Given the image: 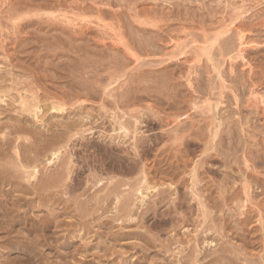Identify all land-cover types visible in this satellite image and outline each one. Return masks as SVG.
Segmentation results:
<instances>
[{
	"label": "rangeland",
	"instance_id": "obj_1",
	"mask_svg": "<svg viewBox=\"0 0 264 264\" xmlns=\"http://www.w3.org/2000/svg\"><path fill=\"white\" fill-rule=\"evenodd\" d=\"M61 2L64 4L61 5ZM30 4H36L37 10L39 9L38 17L35 16L37 18L32 17L34 13L30 15L31 13L27 12L28 18L26 8L31 7ZM58 9L61 12L64 10L65 13H61ZM18 10L19 13L22 11L26 13V15L20 14L24 15V18L17 15ZM40 10H44L45 14L49 12L48 10H52L62 17L67 16L66 19L69 18L70 22L74 19L76 26L73 23L70 24L74 27L68 25L69 20H66L68 22L66 23L63 18L60 19L55 14H52L55 15V20L51 16L49 18V14L40 16V13L42 14ZM13 13L18 16L17 19L23 21L17 22ZM32 20L36 23L31 24ZM143 22H146L145 24L148 22L150 26H141ZM262 25H264V0H23V2L0 0V76L3 77L0 78L1 88L11 87L15 85L12 83L17 81H25L29 88L31 84L37 82L40 88H46L49 95L52 97L56 95L54 96L57 97L56 101L71 99V103L67 101L64 112H50V107L45 108V102L41 103L42 111L36 129H40L42 134L49 138L53 135L51 131L48 132L50 124L64 126L76 121L81 113L84 115L81 116L82 118H87H83L84 123L88 122L86 124L93 128L92 132L81 133L88 141H84L82 137H75L73 144L67 145L68 148H61L60 155L64 159L65 152L67 156L69 153L68 158H73L69 161V168L73 170L68 174L69 177H65L67 181H63L60 187L55 183L47 186V190L50 191H44L45 194L37 190L41 187V183L48 181V177L54 175V172L55 174L57 172L56 175L68 172L62 167L57 170L58 164L47 165L46 158L43 159L44 164L42 160L37 167L40 174L38 180L33 182L36 195H25L21 192L7 195L4 191L9 190L10 186L4 188L0 186V264H177L179 261L178 264L182 262L213 264L212 260L224 249L228 251L229 256L231 254L228 258L234 261L237 259L236 262H239L238 257H240L245 261L252 260L251 264H264V26ZM144 28L147 30L145 31ZM140 29L145 31V34ZM117 42L124 44L125 48L127 46L129 54H126L124 45L121 46ZM129 47L139 59H136L135 55L130 56ZM239 50L243 51L241 55ZM202 77L204 82L199 80ZM41 91L39 94H42ZM251 92L256 94L253 95ZM16 96L12 93L9 97H2L3 101L0 100V119L2 118L3 122L10 120V116H7V108L9 110L14 107L17 110L21 108ZM255 98L260 100L255 101ZM44 99L46 98L42 100ZM238 100L239 102H236ZM4 109L7 112L2 114ZM125 111L128 114L130 113L128 111H131L133 115L138 113L137 116L140 117L138 122L135 117L130 119ZM139 112L142 113L139 115ZM174 112L187 114L191 119L184 115L178 120L179 123L182 121L184 125L188 123L186 126L195 124L196 129H202L204 136L206 132L207 138L202 142L198 141V145L191 146L192 149L183 146L180 147L181 149L179 147L176 149L173 139H164L160 146L142 151L141 148L136 150L133 147L136 141L133 136L131 139L124 138L123 134L120 135L121 132H116L118 135L115 136L113 131V128L118 126L113 116L116 113L121 117L124 116L128 122L130 119L131 124L133 122V130L136 129L135 138L141 136L138 138L140 139L143 136L141 140L148 141V136L165 133L168 130L174 131L173 127L177 128L174 125H179L177 122L170 127L164 124L147 127L145 120L148 116L155 117L153 120L156 122L158 115H160L158 117H171ZM171 113L172 115H169ZM30 114L25 113L32 120L33 115ZM92 119L94 122L90 121ZM35 120L37 122V119ZM184 125L181 128L186 127ZM89 126L85 128L88 129ZM112 137L116 139L112 140ZM220 138L221 142H219ZM223 138L226 141L223 142ZM98 143L106 149L117 150V155L120 157L118 160L125 165H122L124 167L122 171L112 174L102 165V156L98 155L93 147ZM172 145L175 146L173 152ZM165 148L168 149V153L164 154ZM85 149L89 150V153L85 152ZM86 156L87 158H84ZM84 159L85 161L87 159V165ZM158 172L161 174L159 175ZM80 174L81 178L78 179L79 177L76 176ZM172 174H176V180L180 178L185 186L177 184L179 192H175L177 187L176 185L174 187V184V192L170 189ZM148 175L154 179L153 181H163V185L158 183L159 188L145 200L147 205L160 198L156 195H159L158 192L161 193V190L162 198L168 191L170 194L165 197V202H168L164 204L165 208L164 205L159 206L154 214L150 211L151 213L145 216L146 220L140 221V214L136 213L132 221L129 218H119L120 213L117 212L119 201H113L114 199H110L105 204L99 202L103 201L99 198L102 199L115 184H121V181L124 182L122 184H136ZM94 178H98L96 182L102 180V183L93 185ZM77 180L78 185L74 183ZM20 181H26L24 183L29 185L25 176ZM1 188L4 189L3 192ZM103 188L104 191L98 193V190ZM127 189L123 188L125 191L123 196L131 192ZM213 192L215 195L212 194ZM19 197L26 198L28 200L26 204L24 201L17 202ZM135 199L134 202L138 203ZM99 203L103 205L99 206ZM137 203L134 209L138 207ZM137 210L135 211L138 213L143 211L141 208ZM210 217L214 224L212 222L213 229L207 233L208 227H212ZM213 230H217L216 233ZM126 233H140L144 238L147 237L146 239L151 241L153 246L159 248L161 244H166L169 250L165 252L161 250L162 254L159 249L147 251L140 247V244H143L140 238L128 237ZM209 238H212V241ZM203 239L213 242L212 246L202 243ZM196 240L201 242L198 243ZM197 244L200 245L199 250L204 248V254L214 255L207 257L210 261L203 257L202 250L197 259H192ZM182 247L184 252H181ZM189 251L192 252L191 255ZM215 251L217 256L216 253L214 254ZM232 251L240 255L236 256L237 254ZM182 253L187 256L184 257ZM242 260L240 263L245 264Z\"/></svg>",
	"mask_w": 264,
	"mask_h": 264
},
{
	"label": "bare ground",
	"instance_id": "obj_2",
	"mask_svg": "<svg viewBox=\"0 0 264 264\" xmlns=\"http://www.w3.org/2000/svg\"><path fill=\"white\" fill-rule=\"evenodd\" d=\"M12 1V0H11ZM32 1V0H31ZM56 1V0H55ZM59 1V0H58ZM22 2H23V0H22ZM42 2V1H41ZM49 2V1H48ZM47 2V3H48ZM29 3V2H28ZM27 3V4H28ZM62 3V2H61ZM3 4V3H2ZM23 4V3H22ZM39 4H40V2H39ZM53 4V3H52ZM64 3H62L61 5H63ZM25 5V4H24ZM56 5V4H55ZM74 5V4H73ZM15 6V5H14ZM19 6V5H18ZM26 6H28V5H26ZM30 6L31 7H27L26 9V13L27 12H29V13H31L30 15H32V13H34V15L32 16V17H34V18H37L38 17V13H39V9L37 10V7H36V4H34V5H31L30 4ZM43 6H45V5H43ZM60 6V5H59ZM38 7H39V5H38ZM42 7V6H41ZM24 8H25V6H24ZM53 8V7H52ZM71 8V7H70ZM80 8V7H79ZM102 8V7H101ZM54 10V9H53ZM59 11H60V9H58ZM62 10V9H61ZM97 10V9H96ZM16 11V10H15ZM14 11V12H15ZM41 11V10H40ZM44 11V10H43ZM43 11H41L42 12V14L40 13V16H42V15H46V14H49L48 15V17L49 16H51V18H53V20H55V18L57 17V16H59V18L61 17V18H63L64 19V22H66V23H68L67 21L69 20V18L68 19H66L67 18V16L66 17H62L61 16V14L59 15V14H55V13H53L52 12V10L50 11V10H48L49 12L48 13H46L45 14V11L43 12ZM57 11V10H56ZM58 11V12H59ZM100 11V10H99ZM12 12H13V10H12ZM23 12V11H22ZM19 13V10H18V12H16V13H18L17 15H22V14H24V15H26V13ZM38 12V13H37ZM61 12V11H60ZM63 13H65L64 12V10L62 11ZM61 12V13H62ZM37 13V14H36ZM68 12H66V14H67ZM100 14H102V12H99ZM104 13V12H103ZM12 14V13H11ZM13 14H15V13H13ZM52 14H55L56 15V17L54 18V16L55 15H53L52 16ZM139 14V13H138ZM19 16V17H23L24 18V15L23 16ZM103 15V14H102ZM137 15V14H136ZM10 16V15H9ZM14 16V15H13ZM15 16H16V14H15ZM27 16H28V13H27ZM35 16H37V17H35ZM138 17H140V15H137ZM152 16V15H151ZM154 16V15H153ZM32 17H30V18H32ZM47 17V16H46ZM81 17V16H80ZM102 17V16H101ZM18 18V16H16V20H17V22H19V21H23L22 19H17ZM28 18H29V16H28ZM28 18H26V19H28ZM34 18H32V19H34ZM50 18V17H49ZM60 18V19H61ZM85 18V17H84ZM136 18V17H135ZM152 18V17H151ZM150 18V19H151ZM58 19V18H57ZM56 19V20H57ZM70 19H73V18H70ZM14 21H15V17H14V19H13ZM50 20V19H49ZM52 20V19H51ZM67 20V21H66ZM85 20V19H84ZM13 21V22H14ZM32 21H34V22H32ZM31 21V24H34V23H36V21L35 20H32ZM40 21V20H39ZM74 19L70 22V20H69V24L68 25H72V24H70V23H73L74 24ZM147 21H149L148 19H147ZM83 21H81V23H82ZM140 22V21H139ZM150 22V21H149ZM154 22V21H153ZM15 23V22H14ZM23 23V22H22ZM55 23V22H54ZM103 23V22H102ZM141 23V22H140ZM146 22H143V24L141 25V26H143V25H145V27H146V25H149V23L147 22V24H145ZM152 23V22H151ZM50 24V23H49ZM79 24V23H78ZM77 24V25H78ZM92 24V23H91ZM96 24V23H95ZM154 24V26H157V25H155L156 23H153ZM15 25V24H14ZM48 25V24H47ZM54 25V24H53ZM67 25V24H66ZM75 25V24H74ZM74 25H72L73 27H74ZM83 25V24H82ZM93 25V24H92ZM76 26V25H75ZM80 26V25H79ZM121 26V25H120ZM150 26V25H149ZM151 26H152V24H151ZM230 26V25H229ZM262 26H264V25H262ZM82 27V26H81ZM104 27V26H103ZM122 27V26H121ZM245 27V26H244ZM73 29V28H72ZM77 29V28H76ZM85 29V28H84ZM83 29V30H84ZM101 29H102V26H101ZM137 29V28H136ZM139 29V28H138ZM224 29V28H223ZM240 29V28H239ZM238 29V30H239ZM134 30V29H133ZM141 31H142V29H140ZM144 30L146 31L147 29H145L144 28ZM85 31V30H84ZM145 31H142L143 33L145 32ZM160 31V30H159ZM226 31V30H225ZM235 31V30H234ZM243 31V30H242ZM71 32V31H70ZM149 32V31H148ZM62 33V32H61ZM156 33V32H155ZM76 34V33H75ZM123 34V33H122ZM135 34V33H134ZM133 34V35H134ZM145 34V33H144ZM150 34V33H149ZM79 35V34H78ZM82 35V34H81ZM81 35H79V36H81ZM124 35V34H123ZM154 35V34H153ZM67 36V35H66ZM75 36V35H74ZM138 36V35H137ZM143 36V35H142ZM157 36V35H156ZM155 36V37H156ZM17 37V36H16ZM140 37V36H139ZM152 37V36H151ZM220 37V36H219ZM245 37V36H244ZM243 37V38H244ZM145 38V37H144ZM159 38V37H158ZM157 38V39H158ZM161 38H162V36H161ZM229 38V37H228ZM140 40V39H139ZM243 40V39H242ZM116 41V40H115ZM148 41V40H147ZM154 41V40H153ZM152 41V42H153ZM156 41H158V40H156ZM72 42V41H71ZM81 42V41H80ZM121 42H123V40L121 41ZM120 42V43H121ZM139 41H137V43H138ZM158 42H161V41H158ZM243 42V41H242ZM253 42V41H252ZM119 45H124V44H120L119 42H117ZM127 43V42H126ZM232 43V42H231ZM133 44H134V42H133ZM158 44V43H157ZM118 45V46H119ZM153 45V44H152ZM165 45V44H164ZM226 45V44H225ZM229 45V44H228ZM21 46V45H20ZM19 46V47H20ZM233 46V45H232ZM243 46H245V45H243ZM247 46V45H246ZM245 46V47H246ZM228 48H229V46H227ZM248 47V46H247ZM256 47H258V46H256ZM255 47V48H256ZM27 48V47H26ZM124 48H125V45H124ZM131 48H132V46H131ZM131 48L129 47V52L131 53V55L130 56H134L135 54V52L134 51H132L131 50ZM135 48V47H134ZM142 48V47H141ZM157 48V47H156ZM226 48V47H225ZM103 49V48H102ZM126 50L128 49V47L126 46V48H125ZM145 49H147V48H145ZM144 49V50H145ZM232 49V48H231ZM234 49V48H233ZM240 49H241V47H240ZM120 50V49H119ZM122 50V49H121ZM125 50V52H127L126 54H129L128 53V50L126 51ZM225 50V49H224ZM247 50H248V48H247ZM151 51V50H150ZM240 51V50H239ZM242 51V50H241ZM240 51V55H241V53L243 52H241ZM13 53V52H12ZM206 53V52H205ZM214 53V52H213ZM229 53V52H228ZM227 53V54H228ZM123 54V53H122ZM125 54V55H126ZM137 54V53H136ZM230 54V53H229ZM232 54V53H231ZM124 55V56H125ZM177 55V54H176ZM239 55V54H238ZM119 56V55H118ZM136 56V59H139V58H137V55H135ZM138 56H139V54H138ZM230 56V55H229ZM242 56H243V54H242ZM176 58V57H175ZM239 58H241V57H239ZM135 59V60H136ZM141 59V58H140ZM210 59V58H209ZM244 59V58H243ZM121 60V59H120ZM117 61V60H116ZM137 61H139V60H137ZM210 61V60H209ZM121 62V61H120ZM124 62V61H123ZM93 63V62H92ZM122 63V62H121ZM120 63V64H121ZM134 63V62H133ZM115 64V63H114ZM210 66H211V64H210ZM123 67V66H122ZM118 72V71H117ZM220 72V71H219ZM218 72V73H219ZM1 73V72H0ZM216 73H217V71H216ZM259 73V72H258ZM255 74H257V73H255ZM254 74V75H255ZM264 74V73H263ZM164 75V74H163ZM173 75V74H172ZM171 75V76H172ZM218 75H220L221 76V74H218ZM141 76V75H140ZM201 76V75H200ZM121 77V76H120ZM143 77V76H142ZM141 77V78H142ZM199 77V76H198ZM0 78L2 79L3 77L2 76H0ZM174 78V77H173ZM190 78V77H189ZM221 78H223V77H221ZM118 79H120V78H118ZM224 79V78H223ZM93 80V79H92ZM187 80V79H186ZM200 81H203V77L201 78V79H199ZM249 81V80H248ZM34 82V81H33ZM188 82H190V81H188ZM192 82V81H191ZM196 82V81H195ZM198 82V81H197ZM204 82V81H203ZM251 82V81H250ZM45 83V82H44ZM81 83H82V81H81ZM166 83V82H165ZM199 83V82H198ZM12 84H15V85H13V86H11V87H6L5 89H2L1 87V85H2V83H1V81H0V100H4L3 98L5 97H9L10 95H12V93L13 94H16L17 96H16V98H18V100H19V105H21V108H19V110H17L15 107L13 108V109H8L7 108V110H8V113H7V116L9 115L10 116V120H7V121H5V122H3L2 121V118L0 119V186L2 187V188H4V187H6V186H10V189L9 190H7V191H4V189H2L1 188V192H6V194L7 195H12V194H14L15 192H21V193H23V194H25V195H36L37 194V191H34V189H35V186H34V184H33V182L35 181L36 182V179H37V177H38V175L40 174V171L39 170H37L38 168V165H40V163H42V160L44 159L45 160V158H46V160H47V165H49V166H52V164H58V166H57V170H59V168H63V170L66 172V170H68V172H66L67 173V175H66V173H59L58 175H56L57 174V172H56V174H55V172H54V175H52V176H49L48 177V174H46L47 176L46 177H48L49 178V180L48 181H44L43 183H41L42 185H41V187H39V188H41V189H37V190H41V191H43V193H44V191L46 192V191H50V190H47L48 188H47V186L49 187L50 185H52V184H57V185H59V187H60V185L63 183V181H65V177L66 176H68L69 177V175L68 174H70V173H72V168L70 169L69 168V164H70V159H72L73 160V158H68V156H69V151L67 152L68 153V156L67 155H65L66 154V152L64 153V157L66 156V158L64 159L63 158V156L62 155H60V153H61V148H68L67 147V145H70V143H72V141L74 140V138L75 137H84L85 138V136L83 135V134H81V133H84V134H86V133H88V132H92L93 131V128H91L89 125H87L86 123H88V122H86V123H84L85 121L83 120V118L81 117L82 115H83V113H81L82 115L81 116H79L78 117V119L75 121H71V123H67L66 125H64L63 126V124H59L60 126H58V125H54V124H50V127H49V125H48V127H49V130H48V132L49 131H51L52 133H53V135H52V137L51 138H49V136L47 137V136H45L44 134H42V132L40 131V129H36V128H38L37 127V123H38V118H39V114L41 113V103H44L45 102V104H44V107L45 108H47L48 106L50 107V109L49 110H51L50 112H64L65 110H66V107H67V101H71V99H69L68 98V100H60V101H56V99L55 98H57V97H55L54 98V96H56V95H54L53 97L51 96V95H49L48 93H47V90H46V88H44V89H42V88H40L39 87V84L36 82V83H34V84H31L30 85V87L28 88V86L26 85V83H25V81L24 82H20V81H17V82H13ZM38 84V85H37ZM192 84V83H191ZM190 84V85H191ZM196 84V83H195ZM226 84V83H225ZM225 84H224V86H225ZM254 84V83H253ZM261 84V83H260ZM159 85V84H158ZM164 85V83L162 84V86ZM174 85V84H173ZM202 85V84H201ZM255 85V84H254ZM44 86V85H43ZM192 86V85H191ZM199 86V85H198ZM203 86H204V84H203ZM200 87V86H199ZM205 87V86H204ZM203 87V88H204ZM253 87V86H252ZM195 88V87H194ZM119 89V88H118ZM136 89V88H135ZM196 89V88H195ZM223 89V88H222ZM42 90V91H41ZM117 90V89H116ZM42 92V94H39V92ZM53 91V90H52ZM198 91V90H197ZM213 91V90H212ZM253 91V90H252ZM14 92H16V93H14ZM24 92V93H23ZM202 92V90H200V93ZM205 92H206V90H205ZM254 92H256V91H254ZM47 93V94H46ZM79 93V92H78ZM204 93V92H203ZM234 93V92H233ZM252 93V92H251ZM51 94V93H50ZM87 94V93H86ZM133 94H135V93H133ZM204 94H206V93H204ZM253 95H255L254 93H252ZM81 95H82V92H81ZM191 95V94H190ZM211 95V94H210ZM236 96V95H235ZM3 97V98H2ZM31 97V98H30ZM46 98V99H44V101L42 100L43 98ZM62 97V96H61ZM83 97V96H82ZM117 97V96H116ZM134 97V96H133ZM263 97V96H262ZM15 98V97H14ZM86 98V97H85ZM87 98H89V97H87ZM110 98H113V97H110ZM134 98H136V97H134ZM141 98V97H140ZM8 99V98H7ZM59 99V98H58ZM67 99V98H66ZM82 99V98H81ZM125 99V98H124ZM132 99V98H131ZM142 99V98H141ZM263 99H264V97H263ZM263 99H261V100H263ZM77 100H79V99H77ZM130 100V99H129ZM183 100V99H182ZM182 100H180V101H182ZM191 100V99H190ZM256 100H260V99H258V98H255V101ZM43 101V102H42ZM85 101V100H84ZM135 101H137V100H135ZM248 101V100H247ZM264 101V100H263ZM18 102V101H17ZM68 102V103H69ZM75 102V101H74ZM126 102H128V101H126ZM125 102V103H126ZM133 102V101H132ZM185 102V101H184ZM183 102V103H184ZM189 102H191V101H189ZM236 102H239V100L238 101H236ZM248 102H250V101H248ZM4 103V102H3ZM9 103V102H8ZM71 103V102H70ZM79 103V102H78ZM77 103V104H78ZM124 103V102H123ZM138 103H139V101H138ZM247 103V102H246ZM252 103V102H251ZM257 103V102H256ZM261 103H262V101H261ZM74 104V103H73ZM140 104H141V102H140ZM139 104V105H140ZM249 104V103H248ZM72 105V104H71ZM171 105V104H170ZM256 105V104H255ZM258 105V104H257ZM10 106V105H9ZM121 106V105H120ZM127 106V105H126ZM144 106V105H143ZM191 106V105H190ZM43 107V108H44ZM80 107V106H79ZM131 107V106H130ZM173 107H175V106H173ZM259 107V106H258ZM5 108V107H4ZM44 108V109H45ZM70 108V107H69ZM138 108V107H137ZM140 108V107H139ZM145 108V107H144ZM254 108V107H253ZM73 109V108H72ZM83 109V108H82ZM143 109V108H142ZM172 109V108H171ZM174 109V108H173ZM7 110H2V114L3 113H5V111L7 112ZM74 110H75V108H74ZM73 110V111H74ZM80 110V109H79ZM98 110V109H97ZM149 110V109H148ZM152 110V109H151ZM151 110H150V112H151ZM263 110V109H262ZM18 111V112H17ZM67 111H68V109H67ZM172 111V110H171ZM176 111V110H175ZM181 111V110H180ZM12 112H15V114H12ZM82 112H84L83 110H82ZM126 113H127V111H125ZM124 112V113H125ZM128 112H130L129 114L127 113V115H128V117H130V119L131 118H136V120H137V122H138V120H139V118L140 117H138L137 115H138V113H137V115H136V113L133 115V112H131V111H128ZM142 112H143V110H142ZM142 112H139V115L142 113ZM147 112V111H146ZM181 112H183V111H181ZM187 112V111H186ZM25 113L26 114H30V115H33V119H34V121H32V120H30V118L28 117V116H26L25 115ZM144 113V112H143ZM157 113V112H156ZM170 113V112H169ZM1 114V115H2ZM44 114V113H43ZM77 114H78V112H77ZM159 114H161V113H159ZM194 114V113H193ZM29 115V116H30ZM150 115V114H149ZM164 115V114H163ZM166 115V114H165ZM164 115V116H165ZM169 115H172V113L171 114H169ZM184 115H186L187 117H189L187 114H184ZM183 114H181V113H175L174 112V114H173V116H171V117H169V116H167V117H158V116H160V115H158L157 116V118H156V122H154V120L153 119H155V117L153 118H150L151 116H148V118H147V120H145V124H147V127H150V125H160V124H164L165 126L167 125V127L169 126L170 127V125H173V124H175V123H179V119H181L183 116H184ZM189 115H190V113H189ZM223 115V114H222ZM84 116V115H83ZM113 116H114V119L116 120V122H118V126L117 127H114L113 128V131H114V133H115V136H117L116 135V132L118 133V132H121V134L120 135H124V138H132V136H133V139L134 140H136L135 141V144H134V146L133 147H135V149L136 150H138V149H140L141 148V150L142 151H146V149H148V150H151L152 149V147H155V146H157V145H159L160 146V144H161V142L164 140V139H168V140H174L175 141V144L174 145H176V149L179 147H181V146H183V147H191V146H195V145H198L197 144V142L199 141V142H202L204 139H206L207 137H205L207 134H206V132H205V136L203 135L204 134V132H202V129L201 128H197L196 129V125L195 124H192V125H190V126H186V124H188V123H186L185 125L184 124H182L183 123V121L182 122H180L179 123V125L177 124V125H174L175 127L177 126V128L175 129L174 127H173V129L172 130H174V131H169L168 129V131L167 132H165V133H162L161 132V134L159 133V134H156L155 133V135H153L152 134V136H148L147 138H148V141L146 140V141H142L141 139H143V136H142V138H140V139H138L139 137H141V136H139V137H137V138H135L136 136H135V130H133V127H132V124H133V122H132V124L130 123V119H128L129 120V122L127 121V120H125V118H124V116L123 117H121V116H119L118 114H116V113H114L113 114ZM144 116V115H143ZM154 116H156V115H154ZM185 116V117H186ZM2 117V116H1ZM146 117V116H145ZM134 118V119H135ZM190 118V117H189ZM188 118V119H189ZM35 119H37V122H35L36 120ZM84 119H87V118H84ZM91 119V118H90ZM142 119V118H141ZM191 119V118H190ZM193 119H194V117H193ZM229 120V119H228ZM228 120H225L226 122L228 121ZM88 121V120H87ZM90 121H93L94 122V120L92 119V120H90ZM181 121V120H180ZM190 121V120H189ZM225 121H223V122H225ZM256 121V120H255ZM40 123V122H39ZM50 123V122H49ZM92 123V122H91ZM140 123V122H139ZM185 123V122H184ZM84 124H86V126H89V128L88 129H86L85 127H84ZM90 124V123H89ZM138 124V123H137ZM230 124V123H229ZM92 125H94V124H92ZM158 125V126H159ZM182 125H184V126H186V127H183V128H181V126ZM201 125V124H200ZM180 126V127H179ZM229 126V125H228ZM163 128V127H162ZM171 128H172V126H171ZM48 129V128H47ZM54 129H56V130H54ZM164 129V128H163ZM151 131H152V129H150ZM149 130V131H150ZM171 130V129H170ZM104 131V130H103ZM102 131V133H104V132H106L107 130H105L104 132ZM161 131H163V130H161ZM112 132V131H111ZM164 132V131H163ZM173 132H175L174 134H173ZM201 132H202V134H201ZM224 133V132H223ZM99 134V133H98ZM101 134V133H100ZM108 134V133H107ZM111 134V133H110ZM212 134H213V132H212ZM227 134V133H226ZM81 135V136H80ZM105 135V134H104ZM103 135V136H104ZM198 135H200V136H198ZM202 135V136H201ZM225 135V134H224ZM233 135V134H232ZM254 135V134H253ZM88 136V135H87ZM113 136V135H112ZM204 136V137H203ZM213 137H214V135H212ZM222 136H223V134H222ZM222 136H221V138H222ZM109 137V136H108ZM121 137L122 136H120V139H121ZM146 137V136H145ZM197 137H200V139H196ZM203 137V138H202ZM83 138V139H84ZM146 138V139H147ZM219 139V142H221L222 141V139ZM104 139H105V141H107L106 139V137H104ZM112 140H114V139H116V138H114L113 139V137L111 138ZM118 140H120L119 138H117ZM230 139V138H229ZM76 140V139H75ZM101 140V139H100ZM78 141V140H77ZM84 141H88V139L87 140H85L84 139ZM103 141V140H102ZM123 141H124V139H123ZM126 141V140H125ZM224 141H226V139L225 138H223V142ZM231 141V140H230ZM83 142V141H82ZM86 143V142H85ZM130 143V142H129ZM165 143V142H164ZM176 143H178V144H176ZM226 143V142H225ZM232 143V142H231ZM73 144V143H72ZM100 143H98V145L96 144V145H93V147L95 148V152L96 153H98V155H100V156H102V162H103V166H105L106 167V169H108L109 171H111V173L113 174V173H116V172H119V171H122V169L124 168L123 166H125V165H123V163H122V161H119L118 159L120 158L118 155H117V150L116 149H106V148H104V147H101L100 145H99ZM200 144V143H199ZM215 144V143H214ZM221 144V143H220ZM77 145V144H76ZM126 145V144H125ZM167 145V144H166ZM174 145H172V147H171V151L173 152L174 151V149H175V146ZM219 145V144H218ZM88 146V145H87ZM90 146V145H89ZM129 146V145H128ZM206 146V145H205ZM92 147V148H93ZM101 147V148H100ZM130 148V147H129ZM168 148V147H167ZM221 148H223V146L221 147ZM87 149V148H86ZM85 149V150H86ZM181 149V148H180ZM190 149H192V148H190ZM75 150V149H74ZM77 150V149H76ZM162 150V149H161ZM170 150V149H169ZM184 150H186V149H184ZM183 150V151H184ZM79 151V150H78ZM89 151V150H88ZM87 150L85 151V152H88ZM99 151H100V153H99ZM130 151V150H129ZM213 151V150H212ZM211 151V152H212ZM137 152V151H136ZM168 153V149L166 150V148H165V150H163V153L165 154V153ZM178 152H180V150L178 149ZM49 153H50V155H49ZM89 153V152H88ZM215 153V152H214ZM250 153V152H249ZM76 154V153H75ZM94 154V153H93ZM124 154V153H123ZM122 154V155H123ZM137 154V153H136ZM146 154H148V152H146ZM185 154V153H184ZM216 154V153H215ZM79 155V154H78ZM77 155V156H78ZM129 155V154H128ZM171 155V154H170ZM224 156L226 155V153L225 154H223ZM249 155H251V153L249 154ZM48 156H50L48 159H47V157ZM74 156V155H73ZM80 156V155H79ZM78 156V157H79ZM91 156V155H90ZM136 156V155H135ZM145 156V155H144ZM177 156V155H176ZM212 156V155H211ZM216 156H219V155H216ZM248 156V155H247ZM93 157H94V155H93ZM96 157V156H95ZM138 157V156H137ZM161 157V156H160ZM163 157H165V156H163ZM167 157H168V155H167ZM171 157V156H170ZM200 157V156H199ZM223 157V156H222ZM249 157V156H248ZM84 158H87V156L86 157H84ZM211 158V157H210ZM218 158H220V157H218ZM170 159V158H169ZM181 159V158H180ZM183 159V158H182ZM185 159L187 160V158L185 157ZM228 159V158H227ZM256 159V158H255ZM44 160H43V164H44ZM72 160H71V162H72ZM96 160V159H95ZM100 160H101V158H100ZM177 160V159H176ZM235 160V159H234ZM245 160H246V158H245ZM249 160V159H248ZM80 161V160H79ZM171 161V160H170ZM211 161V160H210ZM209 161V162H210ZM232 161V160H231ZM250 161V160H249ZM74 162V161H73ZM84 162H85V164H86V162L88 163V161H87V159H86V161H85V159H84ZM83 162V163H84ZM161 162V161H160ZM189 162V161H188ZM207 162V161H206ZM245 162V161H244ZM100 163V162H99ZM184 163L186 164V168H187V163L185 162V160H184ZM191 163V162H190ZM163 164V163H162ZM182 164V163H181ZM184 164V165H185ZM230 164V163H229ZM73 165V164H72ZM87 165V164H86ZM86 165H84V166H86ZM100 165V164H99ZM123 165V166H122ZM172 165V164H171ZM206 165V164H205ZM227 165V164H226ZM43 166V165H42ZM45 166V165H44ZM55 166V165H54ZM75 166H77L76 164H75ZM81 168H83V166H80ZM79 167V168H80ZM88 167V166H87ZM177 167V166H176ZM250 167V166H249ZM75 168V167H74ZM126 168V167H125ZM172 168V167H171ZM179 168V167H178ZM241 168V167H240ZM31 169H32V172H30L31 171ZM84 169V168H83ZM82 169V170H83ZM159 169V168H158ZM177 169V168H176ZM180 169V168H179ZM204 169H206V168H204ZM48 170V169H47ZM55 170H56V168H55ZM75 170V169H74ZM125 170V169H124ZM130 171H132L131 169H129ZM128 170V171H129ZM160 170V169H159ZM183 170H185V169H183ZM182 170V171H183ZM42 171V170H41ZM71 171V172H70ZM81 171V170H80ZM79 171V172H80ZM127 171V170H126ZM155 171V170H154ZM153 171V172H154ZM158 171V170H157ZM180 171V170H179ZM133 172V171H132ZM21 173H23V174H26V175H23V174H21ZM74 173V172H73ZM145 173V172H144ZM143 173V174H144ZM159 173V175L161 174L160 172H158ZM167 173V172H166ZM176 173V172H175ZM50 174V173H49ZM56 175V176H55ZM74 175V174H73ZM171 175V174H170ZM173 175V174H172ZM202 175V174H201ZM228 175V174H227ZM24 176L25 177H27V181H28V184L29 185H26L24 182H26V181H20V180H23L24 179ZM143 176V175H142ZM154 176V175H153ZM156 176V175H155ZM175 176H177L176 174H174L171 178H170V183L172 184V186H170V187H172V188H170V189H172L171 191H173V184H174V187H175V185H176V190H175V192L176 191H178L179 189V187L178 186H180V185H183V181H181V179L180 178H178L177 180H176V178H175ZM180 176V175H179ZM178 176V177H179ZM76 177H79L78 179H80L81 178V174H80V176H76ZM145 177V176H144ZM203 177V176H202ZM227 177V176H226ZM154 178V177H153ZM166 178H168V177H166ZM182 178V177H181ZM233 178V177H232ZM72 179V178H71ZM96 179H98V178H94V180H92L93 181V185H95V186H97L98 184L100 185V183H102L101 181L102 180H98L97 182H96ZM161 179H163V178H161ZM180 179V181L179 182H177L178 180ZM26 180V179H25ZM38 180V179H37ZM143 180V179H142ZM142 180H140V182L138 181L136 184H122V183H124V182H122L121 181V184L119 183L118 185H116L115 183V186L113 187V185L111 186V187H113V188H111V189H109L106 193H105V196H103L102 197V199L101 198H99L100 200H103V201H99L100 203L101 202H104V204L105 203H108V201L111 199H114L113 201H119V206L117 207V212H118V214L120 213V217L119 218H129V220H133L134 219V213H136V214H140L139 215V219H140V221H143L144 219H145V216L148 214V213H151L150 211H152L153 212V214H154V211H156L157 210V208L159 207V206H162V205H164V204H168V202H165L166 200H165V197L167 196V194H170V193H168L167 192V194L166 195H164L165 197L164 198H162V196H160L161 195V193H162V190H161V193L160 192H158L159 193V195L157 194L156 196H159L160 198L158 199V200H153L154 202H152V204H150V202H149V204H150V206H148L147 204H146V202H145V200L147 199V197L149 196V195H151L152 196V194L153 193H155V191L157 190V188H159L158 187V183H160V185H163V181H161V180H158V181H153L154 179H152L151 178V176L149 177V175L148 176H146V178H144V180L142 181ZM169 180V179H168ZM67 181V180H66ZM65 181V182H66ZM69 181V180H68ZM91 181V182H92ZM167 181V180H166ZM210 181V180H209ZM245 181V180H244ZM34 182V183H35ZM78 180L76 181V182H74V183H76V185H78ZM176 182V183H175ZM68 183V182H67ZM117 183V182H116ZM135 183V182H134ZM213 183V182H212ZM224 183H225V180H224ZM246 183V182H245ZM80 184V183H79ZM177 184H178V186H177ZM210 184V183H209ZM216 184V183H215ZM228 184V183H227ZM64 185V184H63ZM159 185V186H160ZM75 186V185H74ZM104 186H106V185H104ZM168 186V185H167ZM184 186V185H183ZM196 186H197V183H196ZM58 187V186H57ZM164 187V186H163ZM185 187V186H184ZM188 187V186H187ZM194 187V186H193ZM198 187V186H197ZM247 187V186H246ZM245 187V188H246ZM70 188H71V186H70ZM100 188H101V186H100ZM122 188V189H121ZM123 188L124 189H127V191H131V192H129V194H127L126 196H123V193L125 192L124 190H123ZM183 188V187H182ZM195 188V187H194ZM226 188V187H225ZM229 188V187H228ZM14 189V190H13ZM46 189V190H45ZM73 189V188H72ZM165 189V188H164ZM215 189V188H214ZM248 189V188H247ZM70 190V189H69ZM155 190V191H154ZM165 190H167V189H165ZM102 191H104V188H103V190H98V193H100V192H102ZM212 191V190H211ZM221 191H223V189L221 190ZM174 192V191H173ZM179 192V191H178ZM185 192V191H184ZM207 192V191H206ZM205 192V193H206ZM209 193H210V190L208 191ZM41 193V192H40ZM191 193H192V190H191ZM45 194V193H44ZM96 194V193H95ZM94 194V195H95ZM173 194V193H172ZM202 194V193H201ZM212 194H214L215 195V193L213 192ZM223 194V193H222ZM226 194H227V192H226ZM225 194V195H226ZM246 194V193H245ZM178 195V194H177ZM184 195V194H183ZM181 196V195H180ZM185 196V195H184ZM200 196V195H199ZM206 196V195H205ZM204 196V197H205ZM211 196V195H210ZM15 197V196H14ZM18 197V196H17ZM16 197V198H17ZM95 197V196H94ZM93 197V198H94ZM135 197H136V199H135ZM171 197H173V196H171ZM186 197V196H185ZM201 197V196H200ZM221 197V196H220ZM224 197V196H223ZM10 198V197H9ZM92 198V199H93ZM152 198V197H151ZM180 198V197H179ZM187 198V197H186ZM233 198H234V196H233ZM91 199V200H92ZM134 199H135V201L137 200L138 201V203H137V208L138 209H143V211L141 210V213H138L139 212V210H137V208L136 209H134V207L136 206V203L134 202ZM169 199V198H168ZM171 199V198H170ZM201 199V198H200ZM209 199H211V198H209ZM221 199V198H220ZM32 200V199H31ZM95 201H96V199H94ZM224 200V199H223ZM24 201V203L26 202V201H28L26 198H24V197H19L18 199H17V202H23ZM174 201V200H173ZM172 201V202H173ZM185 201V200H184ZM203 201V200H202ZM216 201V200H215ZM219 201V200H218ZM92 202H93V200H92ZM148 202V201H147ZM165 202V203H164ZM175 202V201H174ZM207 202V201H206ZM220 202V201H219ZM222 202V201H221ZM99 203V206H102L103 204H100ZM114 203H116V202H114ZM135 203V204H134ZM184 202H182V204H183ZM197 203V202H196ZM210 203V202H209ZM230 203V202H229ZM26 204V203H25ZM175 204V203H174ZM29 205H30V203H29ZM147 205V206H146ZM198 205V204H197ZM214 205V204H213ZM224 205V204H223ZM18 206V205H17ZM142 206V207H141ZM211 206V205H210ZM228 206V205H227ZM144 207V208H143ZM217 207V206H216ZM163 208H165V205H164V207ZM209 208V207H208ZM206 209V208H205ZM135 210H137V211H135ZM159 210V209H158ZM176 210V209H175ZM188 210V209H187ZM96 211V210H95ZM98 211V210H97ZM161 211V210H160ZM200 211V210H199ZM213 211V210H212ZM232 212V211H231ZM97 213V212H96ZM189 213V212H188ZM153 214H151V215H153ZM149 215V214H148ZM199 215V214H198ZM206 215V214H205ZM225 215H226V212H225ZM84 216V215H83ZM155 216V215H154ZM210 216V215H209ZM215 216V215H214ZM206 217H208V216H206ZM205 217V218H206ZM245 217V216H244ZM211 218V217H210ZM215 218H217V217H215ZM228 218V217H227ZM224 219V218H223ZM146 220V219H145ZM218 220V219H217ZM189 221V220H188ZM197 221H198V219H197ZM205 221V220H204ZM203 221V222H204ZM209 221H211V226L212 227H208V230H207V228H206V230H207V233H208V231H210V230H212L213 229V224H214V221H212V218H211V220H209ZM220 221V220H219ZM200 222V221H199ZM212 222H213V224H212ZM216 223H217V221H215ZM221 223V222H220ZM219 223V224H220ZM230 223V222H229ZM205 224V222L203 223V225ZM243 224V223H242ZM199 225V224H198ZM201 225V224H200ZM218 225V224H217ZM217 225H215V227H217V229H218V226ZM228 225V224H227ZM230 226V225H229ZM228 226V227H229ZM180 227V226H179ZM207 227V226H206ZM221 227V226H220ZM244 227V226H243ZM173 228V227H172ZM198 228V227H197ZM227 228V227H226ZM200 229V228H199ZM222 229V228H221ZM214 231V230H213ZM212 231V232H213ZM216 231L217 230H215L214 232L216 233ZM224 232H225V230H223ZM219 232V231H218ZM202 233V232H201ZM205 235H206V231H205V233H204ZM203 234V235H204ZM224 234V233H223ZM228 234V233H227ZM126 235L128 236V237H132V238H136V239H139L140 238V240H141V242H143V244H140V247L142 246V248H144L145 250H147V251H149V249H154V250H157V249H159L160 250V252H161V250L162 251H164L165 252V250H169V248L167 247V245L165 246V245H163V244H161V246L158 248L157 246H153L151 243V241H149L148 239H146V238H144V235H142V234H140V233H131V234H129V233H126ZM208 235V234H207ZM212 235V234H211ZM218 235V234H217ZM121 236V235H120ZM119 237V236H118ZM127 237V238H128ZM200 237V236H199ZM222 237V236H221ZM196 238V237H195ZM201 238V237H200ZM204 238V237H203ZM213 238V237H212ZM211 238V239H212ZM215 238V237H214ZM202 239V238H201ZM200 239V240H201ZM210 239V238H209ZM210 239V240H211ZM120 240V239H119ZM172 240V239H171ZM199 240V241H200ZM193 241V240H192ZM196 241H198V240H196ZM199 241H198V243H199ZM212 241V240H211ZM209 242V240L207 241L206 239H203V241H202V243H208V246H212V243L213 242ZM140 242V243H141ZM151 242V243H150ZM174 242V241H173ZM195 242V241H194ZM193 242V243H194ZM201 242V241H200ZM215 242V241H214ZM197 243V242H196ZM228 243V242H227ZM201 245H203V244H201ZM214 245V244H213ZM199 246L200 245H198L197 244V246H196V251H194V253L192 254V259L193 258H195V259H197L198 258V256L200 255V253H201V250H202V253L204 254V248H202L201 250H199L198 248H199ZM216 246V245H215ZM230 247V246H229ZM228 247V248H229ZM211 248V247H210ZM216 248V247H215ZM181 249V248H180ZM182 249H183V247H182ZM181 249V250H182ZM190 249V248H189ZM206 249V248H205ZM209 249V248H208ZM172 250V249H171ZM180 250V251H181ZM199 250V251H198ZM211 250V249H210ZM230 250V249H229ZM190 251H192V250H190ZM188 252L189 254L190 253H192V252ZM206 251V250H205ZM239 251V250H238ZM156 252H158V251H156ZM181 252H184V249H183V251H181ZM208 252V251H207ZM206 252V253H207ZM211 252V251H210ZM217 252H219V251H217ZM230 252V251H229ZM232 252H234V251H232ZM154 253V252H153ZM180 253V252H179ZM212 253V252H211ZM216 253V251L214 252V254ZM231 253V252H230ZM235 254H237L236 252H234ZM240 253H242V252H240ZM151 254V253H150ZM161 254H162V252H161ZM202 254V255H203ZM209 254V253H208ZM206 255V254H204L203 255V257H205L206 258V260H208V261H210L207 257H212V255L211 256H209V255ZM152 255V254H151ZM182 255H184L183 253H182ZM191 255V254H190ZM234 254L232 253V256H233ZM238 255H240V254H237L236 256H238ZM153 256V255H152ZM178 256V258H179V255H177ZM185 256H187V255H184V257ZM214 256V255H213ZM216 256H217V253H216ZM228 256H229V254H228V251L227 250H223V251H221V253L220 254H218V256L217 257H215L214 258V260H212V262H214L213 264H239L240 263V261L243 259V258H240V257H238L239 258V262H236L237 261V259L234 261V259H229L228 258ZM230 256H231V254H230ZM229 256V257H230ZM242 256V255H241ZM148 257V256H147ZM167 257V256H166ZM170 257V256H169ZM190 257V256H189ZM202 257V256H201ZM146 258V257H145ZM156 258V257H155ZM168 258V257H167ZM174 258V257H173ZM175 258H176V256H175ZM183 258V257H182ZM233 258V257H232ZM235 258V257H234ZM237 258V257H236ZM245 258V257H244ZM185 259H187V258H185ZM241 259V260H240ZM246 259V258H245ZM174 260V259H173ZM177 260V259H176ZM200 260H202V258L200 259ZM244 260V259H243ZM242 260V261H243ZM250 259H247L246 261L244 260L243 262H245V264H251V262H252V260L251 261H249ZM168 261V260H167ZM171 261V260H170ZM180 262V261H179ZM178 262V263H179ZM204 262V261H203ZM206 262V261H205ZM211 262V263H212ZM242 262V263H243ZM167 263V262H166ZM177 263V264H178ZM200 263V262H199ZM210 263V262H209ZM253 263V262H252ZM180 264H187V263H184V262H182V263H180ZM195 264V263H194ZM197 264V263H196ZM206 264V263H205ZM241 264V263H240ZM244 264V263H243ZM254 264H257V263H254Z\"/></svg>",
	"mask_w": 264,
	"mask_h": 264
}]
</instances>
